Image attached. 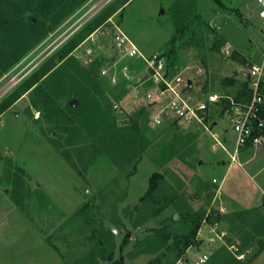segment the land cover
<instances>
[{"label": "rangeland", "instance_id": "rangeland-1", "mask_svg": "<svg viewBox=\"0 0 264 264\" xmlns=\"http://www.w3.org/2000/svg\"><path fill=\"white\" fill-rule=\"evenodd\" d=\"M75 1H48V24L59 22L2 75L0 103L110 11L71 55L106 93L116 125L139 129L141 150L128 144L135 156L126 161L129 156L122 155L123 165H116L76 119H67L73 116L64 100L41 104L35 87L26 92L0 115V264H197L205 249L211 255L206 264H251L261 250V242L248 239V229L264 218V158H257L254 168L247 164L251 176L260 172L246 177L241 189L248 199L259 200L261 211L227 204L222 212L218 208L228 199L230 178L237 171L245 175V165L232 166L229 184L215 201L218 188L212 180H222L227 166L221 161L229 162L223 149L196 121L166 112L155 126L152 104L135 98L130 83L118 79L114 85L102 78L100 68L117 59L113 37L121 30L146 56L160 55L173 75L189 78L199 101L210 94L238 96L247 87L239 71L263 59L264 18L257 10L249 16L255 9L251 0H83L72 10ZM24 16L29 20L35 13ZM219 38L226 41L221 50L208 51ZM86 51L92 52L91 64L83 58ZM131 67L141 69L138 63ZM219 112L211 108V117L218 119L212 130L224 141V127L229 129L231 149L230 125ZM218 235L224 242L213 245ZM186 237L192 245L184 249ZM238 238L249 250L243 263L227 247L237 245Z\"/></svg>", "mask_w": 264, "mask_h": 264}, {"label": "trees", "instance_id": "trees-1", "mask_svg": "<svg viewBox=\"0 0 264 264\" xmlns=\"http://www.w3.org/2000/svg\"><path fill=\"white\" fill-rule=\"evenodd\" d=\"M3 1L7 4L6 8ZM21 1L1 0L3 4L0 3V78L31 51L59 22L58 18L56 21L51 19L48 24L52 14L48 6L49 0L25 1L23 4ZM82 1L76 0L77 3L74 4L72 10L79 6ZM26 11H33L35 17L26 20L24 16ZM109 12L100 15L83 31L74 35L59 51L60 57L57 61L52 57L19 85L11 95L1 101L0 115L13 106L26 92L35 87L40 93L39 101L41 104H53L56 101L62 102L64 100L67 109L74 117H67V119L69 121L76 119L82 130L87 132L111 160L121 167L123 165V161L120 159L122 155L129 156L126 161L135 156L127 151L128 144H132V147L139 151L141 150V133L134 125L124 127L116 125L115 118L111 116L109 111L112 104L106 93L90 72L71 55L80 43L107 20L111 14ZM205 23L208 25L207 21ZM225 42L219 38L208 51H220ZM205 60L206 56L204 63ZM95 64L91 66L92 69ZM42 84H45L46 88ZM73 100L77 101L75 106L71 104ZM198 227L199 225H196L193 236ZM260 232L264 233V229ZM111 233L113 232L111 231ZM191 242V237L184 238V249L192 245ZM246 245L247 241H242L241 249L247 247ZM260 245L261 250L257 254L264 248L263 242ZM252 260L253 258L250 261ZM238 263H243V261L238 260Z\"/></svg>", "mask_w": 264, "mask_h": 264}, {"label": "built area", "instance_id": "built-area-1", "mask_svg": "<svg viewBox=\"0 0 264 264\" xmlns=\"http://www.w3.org/2000/svg\"><path fill=\"white\" fill-rule=\"evenodd\" d=\"M251 3L255 9L250 11L249 16L257 10L259 17L264 18V0H251ZM112 49L117 59L102 65L101 77L114 85L118 79L130 83L134 97L144 98L155 108L156 113L151 117L155 126L162 123L166 112L189 122H198L226 153L230 166H244L241 160L244 154H252L250 159H254L264 152V56L260 62L239 71L247 87L238 96L210 94L205 101H199L191 93L193 83L189 78H185L181 72L173 75L160 55L146 56L121 30L113 37ZM91 54V51H86L83 55L85 62L89 61L87 64L92 63ZM134 63L141 67L138 72L131 67ZM213 106L219 107V114L229 122L235 136L232 150L212 130L218 123V119L210 115ZM113 109L117 112L122 110L118 104H114ZM213 150H216L215 145ZM212 183L218 186L219 191L223 180L213 178ZM239 246L230 245L228 249L238 260L244 261L249 251L241 252ZM208 260L209 255L204 253L198 257L197 264H205Z\"/></svg>", "mask_w": 264, "mask_h": 264}, {"label": "crops", "instance_id": "crops-1", "mask_svg": "<svg viewBox=\"0 0 264 264\" xmlns=\"http://www.w3.org/2000/svg\"><path fill=\"white\" fill-rule=\"evenodd\" d=\"M217 117H219V116H217ZM214 119H217L216 117H214ZM217 126H218V123H217ZM216 126V127H217ZM227 128H225L224 127V137H223V140L225 141H223V143L225 144V146L227 147V142L229 141L228 140V138H227V136L229 135V130H227ZM232 135H233V140H232V142H231V149H229L228 147V149L229 150H232L233 149V146H234V141H235V136H234V134L232 133ZM247 155H249V154H247ZM247 155H242L241 156V158L242 157H246ZM260 156V157H259ZM251 158V157H250ZM245 159V160H243V162L244 161H246L247 163L245 164V166L244 167H242V170H244V174L245 175H243V173H239V171H237L236 173H234V175H233V177L232 178H230V182L228 181L229 180V172L232 170V166L234 165H229V162L227 161V160H224L223 159V161H221L222 162V166L223 167H225V166H227V168H226V170H225V172H224V175H223V178H222V180H223V183H222V185H221V188H220V190L218 191V194H217V196L215 197V201L219 198V194H221V190H222V188H223V186L226 184V186H227V184H229L230 183V185H228V188H227V197L226 198H228V199H226V200H223V201H220V203H221V205L222 206H220L218 209L219 210H221L222 212H224L227 208H226V206L225 205H227V204H231L233 207H246V209H254V210H257V211H261V209H259L258 207H259V205H257V203H258V199L257 200H253V198L251 199L250 197H249V199H248V197H246L244 194L246 193V192H242L241 191V189H244L243 188V185H242V183H243V181H245L246 180V177H250L251 175H250V173L248 172V170H246L245 169V167L247 166V164H249V165H252V168H254L255 167V165L262 159V158H264V152H261V153H259L254 159ZM257 158H261L260 160H257ZM244 159V158H243ZM199 166H201V165H204L203 163L200 165V164H198ZM237 165V164H236ZM239 166V165H238ZM241 168V167H240ZM259 172H260V170H257L256 172H254V175H252L251 176V178H254L255 176H257L258 174H259ZM250 175V176H249ZM215 178V177H214ZM229 182V183H228ZM212 185H214V186H216L217 188H218V186L217 185H215V184H213L212 183ZM235 187V189L233 188V187ZM238 186V188H236ZM242 193V194H241ZM224 194H225V191H224ZM248 196V195H247ZM238 197H240V198H238ZM264 198V197H263ZM251 199V200H250ZM244 204V205H243ZM244 207V208H245ZM263 208H264V202H263ZM261 218H263V217H261ZM258 225L256 226V228H253V229H248L249 230V235H248V239H250V240H252V241H254V239H256V240H258L259 242H264V233L263 232H260L262 229H264V218L261 220V222H259V223H257ZM254 227V226H253ZM210 237V236H209ZM206 238L208 241L207 242H211V239L210 238ZM214 239V238H213ZM224 239H222V238H220L219 237V235H218V238H216V239H214L213 240V245L214 244H217V242L218 241H222V242H224L223 241ZM245 239H236V242L240 245L239 247H241V245H242V241H244ZM240 242V243H239ZM227 245V244H226ZM228 247V246H227ZM245 249H247V247L245 248ZM205 252L204 253H207L208 255H209V257L211 256L209 253H208V251H207V249H205L204 250ZM246 252V251H249L248 249L247 250H243V251H241V252ZM203 253V254H204ZM206 264V263H205ZM251 264H264V248H263V250L259 253V254H257L256 256H254L253 257V260H252V262H251Z\"/></svg>", "mask_w": 264, "mask_h": 264}, {"label": "water", "instance_id": "water-1", "mask_svg": "<svg viewBox=\"0 0 264 264\" xmlns=\"http://www.w3.org/2000/svg\"><path fill=\"white\" fill-rule=\"evenodd\" d=\"M163 13V11H161V14ZM244 74H246V73H244ZM72 106H75L76 104L74 103V101H72ZM203 162L202 161H199V164L201 165Z\"/></svg>", "mask_w": 264, "mask_h": 264}]
</instances>
